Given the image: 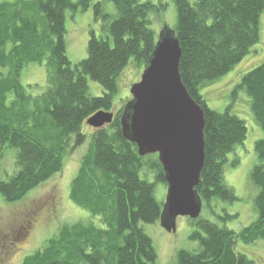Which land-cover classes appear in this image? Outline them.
Segmentation results:
<instances>
[{"label":"trees","instance_id":"trees-1","mask_svg":"<svg viewBox=\"0 0 264 264\" xmlns=\"http://www.w3.org/2000/svg\"><path fill=\"white\" fill-rule=\"evenodd\" d=\"M104 0L93 4L99 33L89 28L86 56L71 63L65 41L66 11L84 10L91 0H0V154L15 148V170L0 179L4 200H20L63 167L61 152L83 144L86 120L99 110L112 112L116 78L133 58L144 65L156 42L151 15L159 5L142 0ZM174 28L181 49L180 78L204 111V164L195 190L203 203L238 200L225 182L224 167L247 136L244 119L230 105L209 108L203 89L231 71L260 41L264 0H173ZM37 65L46 72L43 91L24 82L23 70ZM88 79L101 85L91 95ZM244 92L253 119L264 132V60L242 74L234 93ZM124 107V106H123ZM123 107L111 123L92 128L88 148L70 183L69 197L98 216L93 222L63 225L45 245L20 264H155L151 237L140 224L159 220L162 202L155 183H165L157 156H139L121 133ZM249 173L255 186L256 218L239 232L199 216L194 250L181 249L177 264H251L237 244L264 241V137L254 142ZM152 179V180H151ZM154 179V181H153ZM218 202V201H217ZM233 215L225 214L226 218Z\"/></svg>","mask_w":264,"mask_h":264},{"label":"rangeland","instance_id":"rangeland-1","mask_svg":"<svg viewBox=\"0 0 264 264\" xmlns=\"http://www.w3.org/2000/svg\"><path fill=\"white\" fill-rule=\"evenodd\" d=\"M76 2L77 0H72ZM101 0H91L84 9L69 8L65 15V41L67 56L71 63H76L86 56V45L89 39V28L98 34L99 21H94L93 4ZM146 1V0H142ZM159 5L160 12L151 15L150 27L159 35L164 26L174 28L176 8L173 0H147ZM105 10L115 13L112 2L104 0ZM260 41L249 55L235 67L207 88L203 89L209 108L221 111L227 105L233 112L245 120L247 136L243 145H239L229 161L237 160L234 165L224 167L225 182L231 186L238 197L234 202L218 198L211 199V208L203 203L200 216L221 226H227L236 232L250 224L257 216L254 209L255 186L251 184L249 173L255 160L254 142L264 137V132L253 119L248 96L244 92L234 93L235 84L240 76L259 65L264 60V11L260 18ZM143 66H138L133 58L120 71L116 78L117 92L113 99V114L121 109L131 98L130 86L139 80ZM24 82L31 83L34 91H43L46 72L37 65H29L23 70ZM88 90L91 95L99 96L103 88L94 80L88 79ZM88 125V124H87ZM91 126H86L85 142L73 148L67 147L61 154L63 167L39 186L30 190L23 198L8 202L0 194V264H20L23 258L41 249L48 239L57 234L63 225L74 223L88 224L93 222L102 226L98 216H92L83 207L75 204L69 197L70 183L80 166L81 158L88 148ZM155 156L156 155H152ZM15 170V148L5 147L0 154V179ZM152 180V179H151ZM154 181V179H153ZM166 184L155 183L157 200L163 202ZM218 201V202H217ZM225 214L233 215L226 218ZM140 227L151 237L156 251L155 264H177L179 250H194L197 243L190 239L195 229L186 217H178L175 232L166 231L160 220L153 224H140ZM238 250L252 261L251 264H264V241L256 240L250 244H237Z\"/></svg>","mask_w":264,"mask_h":264},{"label":"water","instance_id":"water-1","mask_svg":"<svg viewBox=\"0 0 264 264\" xmlns=\"http://www.w3.org/2000/svg\"><path fill=\"white\" fill-rule=\"evenodd\" d=\"M180 57L175 31L164 26L120 118L122 136L139 156L156 155L162 167L166 194L159 220L168 232H175L178 217L197 219L203 205L195 187L204 164V111L181 81ZM112 119L99 110L86 123L101 128Z\"/></svg>","mask_w":264,"mask_h":264},{"label":"flooded vegetation","instance_id":"flooded-vegetation-1","mask_svg":"<svg viewBox=\"0 0 264 264\" xmlns=\"http://www.w3.org/2000/svg\"><path fill=\"white\" fill-rule=\"evenodd\" d=\"M112 114H113V112H112Z\"/></svg>","mask_w":264,"mask_h":264}]
</instances>
